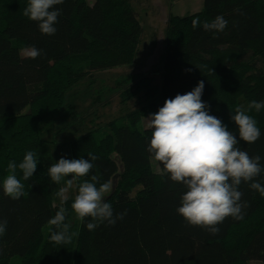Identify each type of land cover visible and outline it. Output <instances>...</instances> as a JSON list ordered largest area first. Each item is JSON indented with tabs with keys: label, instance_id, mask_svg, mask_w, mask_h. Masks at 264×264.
<instances>
[{
	"label": "trees",
	"instance_id": "1",
	"mask_svg": "<svg viewBox=\"0 0 264 264\" xmlns=\"http://www.w3.org/2000/svg\"><path fill=\"white\" fill-rule=\"evenodd\" d=\"M27 4L0 0V221L7 220L0 234V264H264V195L242 182L238 190L247 205L242 219L226 217L216 234L189 224L177 212L185 187L172 181L148 151L153 129L139 128L166 99L203 80L201 99L209 114L239 139L230 110L234 114L238 106L247 109L253 100L264 101V0H203L199 11L169 13L162 41L152 37L160 49L158 60L139 75L123 74L113 80L114 89L104 91L91 89L95 79L90 76L134 66L139 54L144 28L131 0H64L55 6L61 14L54 35L42 34L38 23L24 16ZM217 15L228 21L225 29L205 31L203 22ZM197 18L201 23L193 28ZM30 45L42 54L26 58ZM82 81L93 83H85L92 111L80 109L68 96ZM105 92L117 94L122 111L106 122L87 124L93 113L98 117L97 107L108 104L110 97L102 100ZM137 94L143 96L141 103ZM248 114L261 135L237 147L259 155L264 166V108ZM27 151L37 153V169L23 180L17 168L25 194L13 200L2 182L8 163L18 165ZM89 153L97 157L93 169L74 180L66 203H55L62 182L71 176L56 184L49 166L61 157L87 159ZM114 173L115 186L104 200L114 215L127 212L114 225L105 221L90 231L86 225L92 218L81 222L71 209L78 185L92 175L99 183L109 182ZM255 179L264 186V172ZM61 206L70 231L78 233L67 244L50 239L56 229L48 221Z\"/></svg>",
	"mask_w": 264,
	"mask_h": 264
},
{
	"label": "clouds",
	"instance_id": "2",
	"mask_svg": "<svg viewBox=\"0 0 264 264\" xmlns=\"http://www.w3.org/2000/svg\"><path fill=\"white\" fill-rule=\"evenodd\" d=\"M64 0H28L23 14L38 23L42 34L54 35L60 10L55 6ZM199 19H193L192 27L200 25ZM228 21L217 15L210 23L203 22L205 31H223ZM42 49L34 45L24 51L26 58L35 59L42 54ZM192 69H186L191 71ZM205 83L197 85L185 94H176L174 98L165 100L156 113L147 117V127L153 129L148 151L154 159L163 165L169 178L183 184L186 191L181 196L178 214L191 225L203 226L211 233L219 232L218 225L226 217L242 219V209L246 202L241 203L242 192L239 185L249 183L250 188L264 195V186L255 178L264 172L259 155L249 156L237 145L240 141L255 142L261 135L257 122L248 112H259L264 108V101H251L247 109L238 106L235 112L230 110V119L238 126V137L221 119L209 114V105L201 99ZM88 158L65 159L48 168L50 179L59 184L65 177L66 185L59 189L61 205L67 202L66 193L72 188L77 177L87 176L94 167L97 157L89 153ZM37 153L27 151L22 161H10L7 165L8 175L2 182L3 192L13 200L20 199L24 193V184L17 178L16 171L22 172V179H30L37 169ZM99 177L92 175L78 185L77 194L71 209L77 218L87 223L88 230H95L100 223L107 221L114 225L117 219H123L127 210L114 215L113 207L104 200V195L111 190L110 182L99 183ZM67 210L61 206L48 223L55 227L50 239L57 244L70 243L77 232L70 231L71 225L66 223ZM7 220L0 221V234L6 231Z\"/></svg>",
	"mask_w": 264,
	"mask_h": 264
},
{
	"label": "rangeland",
	"instance_id": "3",
	"mask_svg": "<svg viewBox=\"0 0 264 264\" xmlns=\"http://www.w3.org/2000/svg\"><path fill=\"white\" fill-rule=\"evenodd\" d=\"M132 5L134 9L137 11L139 15V20L141 22L142 27L144 28V32L142 35L141 42L139 44V54L136 57L137 60L133 64L126 67V65L123 66H118L112 69H107L99 71L94 73L91 78L95 79L94 85L92 86L91 89H100L103 90L102 87L106 88L107 86H110L109 88L114 89V81L115 79L121 77L123 74L126 73H132L139 75L143 72L148 71L153 65V60H158L159 56V47H155L157 44V41L155 40V44H153L154 40L152 39L153 36H156L157 40H161L164 37V28L167 22L166 18V13L164 14V10H160L159 8L154 9L153 7H156L154 4H156L155 0H131ZM175 0H166L165 3L159 2V5L164 7L168 6L169 10H167L168 14L169 13H183L181 10L175 8L176 5L174 4ZM173 9L170 8L173 6ZM190 9V8H188ZM151 11H156L155 13H151ZM178 11V12H177ZM162 14V15H161ZM156 30V31H153ZM163 44V42H162ZM25 51V50H24ZM158 66L154 68V70H157ZM157 77V76H156ZM83 83L76 85L75 87L72 88L70 92H68V96L70 97V101L75 104L76 106H79L80 109L86 111H92L93 103H91V98L89 97L90 94L86 93L85 90L88 89L87 86L85 85L86 81H82ZM89 85H92L93 83H86ZM108 92L103 93L102 100H105L109 98V102L107 105L99 106L96 108V113L98 117L95 118V113L92 114L91 116L88 117L86 120V123H98V122H106L108 119H111L117 115L120 114L122 111V104L119 102V97L117 94H109ZM137 101L140 103L142 102L143 96L137 94V97H135ZM136 102V101H135ZM133 102L129 103V106H132ZM92 118L93 122L89 120ZM96 120H95V119ZM143 127H147V117L142 118V121L139 125V128L142 129ZM66 133H69L67 131ZM61 137V136H60ZM59 142V141H57ZM156 169H158L157 165L154 163L153 164ZM120 168V166H119ZM116 174L114 173L111 176V179L109 180L111 184V190L115 186V180H116ZM71 178V177H70ZM69 178V179H70ZM61 187H64L66 185V181L62 182ZM74 194V183L71 189L66 193L67 196L73 195ZM106 195V194H105ZM104 195V196H105ZM60 197L58 195H55V200L54 202H60Z\"/></svg>",
	"mask_w": 264,
	"mask_h": 264
},
{
	"label": "crops",
	"instance_id": "4",
	"mask_svg": "<svg viewBox=\"0 0 264 264\" xmlns=\"http://www.w3.org/2000/svg\"><path fill=\"white\" fill-rule=\"evenodd\" d=\"M155 1H156V4H154L156 6L155 8H159L160 10H164V14L166 13V18H167V16H168L167 10H169V8H167L168 6L162 7L159 5V2H161L163 4L166 2V0H155ZM174 4L176 5L175 8H177L183 12V13H177V14L178 15H185L188 13H193V12L199 11L202 8L201 6L203 5V0H175ZM173 7H174V5L171 6L170 8L173 9ZM188 8H190V9H188Z\"/></svg>",
	"mask_w": 264,
	"mask_h": 264
}]
</instances>
